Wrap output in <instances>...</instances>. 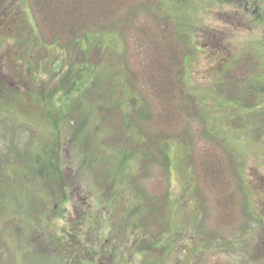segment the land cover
<instances>
[{"label":"rangeland","instance_id":"obj_1","mask_svg":"<svg viewBox=\"0 0 264 264\" xmlns=\"http://www.w3.org/2000/svg\"><path fill=\"white\" fill-rule=\"evenodd\" d=\"M43 1L0 0V264H264V0H97L60 43Z\"/></svg>","mask_w":264,"mask_h":264},{"label":"trees","instance_id":"obj_2","mask_svg":"<svg viewBox=\"0 0 264 264\" xmlns=\"http://www.w3.org/2000/svg\"><path fill=\"white\" fill-rule=\"evenodd\" d=\"M38 1L40 13L50 26L48 17L43 15L46 1ZM96 2L97 0H71V4L63 9L65 11L64 14H58L53 17V41L59 43L62 40L79 42L80 38L87 39L93 28L97 27L101 17H104L105 21L113 18L111 15H106V13L102 16ZM167 160L169 161V159Z\"/></svg>","mask_w":264,"mask_h":264},{"label":"flooded vegetation","instance_id":"obj_3","mask_svg":"<svg viewBox=\"0 0 264 264\" xmlns=\"http://www.w3.org/2000/svg\"><path fill=\"white\" fill-rule=\"evenodd\" d=\"M245 8H246V12H247L246 15H249V13H250L249 2H247V5ZM8 10H9V8H8ZM2 14H3L2 17H0V26H1V28L7 29L10 25L9 12L2 13ZM9 54H10L9 50L5 46H2V48L0 49V102L2 100H4L7 93L9 92L10 85L13 82H16L10 76V57H9ZM21 67L22 68L26 67V69H28V72L29 73L31 72V69H29L31 67L30 62H26ZM52 104H53V99L51 98L50 99V105H52ZM44 105L47 108V109L44 108V111H46V112H48V114H50L49 110H48L49 103H45ZM52 154L53 153H51V157H52ZM51 165H52V163H51Z\"/></svg>","mask_w":264,"mask_h":264}]
</instances>
